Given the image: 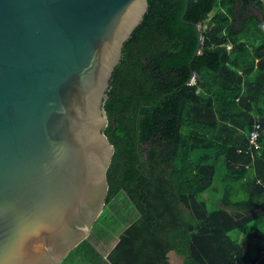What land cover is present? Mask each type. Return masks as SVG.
<instances>
[{
  "label": "trees",
  "instance_id": "1",
  "mask_svg": "<svg viewBox=\"0 0 264 264\" xmlns=\"http://www.w3.org/2000/svg\"><path fill=\"white\" fill-rule=\"evenodd\" d=\"M183 7L148 0L123 43L103 104L105 204L60 264H169L171 250L264 264V0H188L192 25ZM207 191H220L211 210ZM119 230L104 258L97 244Z\"/></svg>",
  "mask_w": 264,
  "mask_h": 264
},
{
  "label": "water",
  "instance_id": "2",
  "mask_svg": "<svg viewBox=\"0 0 264 264\" xmlns=\"http://www.w3.org/2000/svg\"><path fill=\"white\" fill-rule=\"evenodd\" d=\"M147 7L0 0V264H60L88 237L114 152L103 104Z\"/></svg>",
  "mask_w": 264,
  "mask_h": 264
},
{
  "label": "rangeland",
  "instance_id": "3",
  "mask_svg": "<svg viewBox=\"0 0 264 264\" xmlns=\"http://www.w3.org/2000/svg\"><path fill=\"white\" fill-rule=\"evenodd\" d=\"M255 140H256V139H255ZM255 140H254L253 142H255ZM251 142H252V141H251ZM214 187H215L216 190H217V185L214 186ZM217 193H218V191H217ZM218 194H220V191H219ZM218 194L215 196V194L212 193V192H210V191H207L206 193L203 194V198L205 199V201H206V203H207V207H208L209 210L213 209L214 206H215L214 203L218 202V201H217V200H218V196H219ZM256 226H257V225H256ZM252 227H253V226H252ZM254 227H255V226H254ZM236 233H237L236 231H231V232H230V236L235 237ZM240 239H243V237H239V240H240ZM112 240H113V238H112ZM112 240H111V241H112ZM111 241H110L108 244L103 243V242H100V243L97 244L96 248H97L100 252H102V254H104V253L106 252V250H108V248L110 247V243H111ZM244 243H246V242H244Z\"/></svg>",
  "mask_w": 264,
  "mask_h": 264
},
{
  "label": "crops",
  "instance_id": "4",
  "mask_svg": "<svg viewBox=\"0 0 264 264\" xmlns=\"http://www.w3.org/2000/svg\"><path fill=\"white\" fill-rule=\"evenodd\" d=\"M97 249V248H96ZM98 250V249H97ZM110 247L108 248V250H106V252L103 254V257L105 258V255L110 252ZM102 253V252H101ZM170 255H167L168 257V263L169 264H183V258L181 256H179L175 251L171 250L169 251Z\"/></svg>",
  "mask_w": 264,
  "mask_h": 264
},
{
  "label": "built area",
  "instance_id": "5",
  "mask_svg": "<svg viewBox=\"0 0 264 264\" xmlns=\"http://www.w3.org/2000/svg\"><path fill=\"white\" fill-rule=\"evenodd\" d=\"M197 29H199V28H201V27H203V25H199V24H196V26H195ZM195 82V75L194 74H192L191 76H190V78H189V80H188V83L189 84H193ZM256 136H257V133H256V131H252L251 133H250V141H254L255 139H256Z\"/></svg>",
  "mask_w": 264,
  "mask_h": 264
},
{
  "label": "flooded vegetation",
  "instance_id": "6",
  "mask_svg": "<svg viewBox=\"0 0 264 264\" xmlns=\"http://www.w3.org/2000/svg\"><path fill=\"white\" fill-rule=\"evenodd\" d=\"M118 232H119V231H118ZM114 237H115V234H113V239H115Z\"/></svg>",
  "mask_w": 264,
  "mask_h": 264
}]
</instances>
